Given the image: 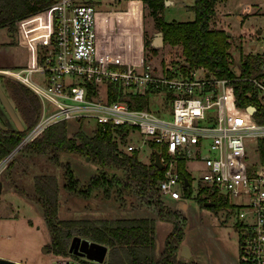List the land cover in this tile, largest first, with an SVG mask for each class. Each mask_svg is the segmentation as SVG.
Listing matches in <instances>:
<instances>
[{
    "label": "built area",
    "instance_id": "2783aa9c",
    "mask_svg": "<svg viewBox=\"0 0 264 264\" xmlns=\"http://www.w3.org/2000/svg\"><path fill=\"white\" fill-rule=\"evenodd\" d=\"M33 15H40L46 23L32 42L35 61L20 71H0L33 90L40 114L22 142L0 160V176L14 151L59 121H95L96 128L102 129L111 124L130 126L160 154L164 173L157 186L161 196L181 199L184 179L180 163H202L198 183L233 206L229 210L234 213L239 252L247 264H264V169H254L247 162V146L253 142L257 148L258 140L264 139V123L257 122L246 107V117L234 112L240 106L228 86L230 80L183 60L159 68L148 59H126L114 53L110 45L100 44L98 9L88 0H50ZM28 17L18 21L20 45H27L20 25ZM258 37L264 38V28ZM261 48L253 54L263 61V75L235 76L251 82L264 104V44ZM34 72L42 75L40 83L30 81ZM111 92L115 99H110ZM158 92L163 93L161 108L170 105L168 115L152 110L149 103L144 108L131 107L127 100L128 95H147L148 100L151 93ZM127 148L130 151L136 146ZM236 195L240 200L232 201ZM51 264L80 262L63 256Z\"/></svg>",
    "mask_w": 264,
    "mask_h": 264
},
{
    "label": "trees",
    "instance_id": "16d2710c",
    "mask_svg": "<svg viewBox=\"0 0 264 264\" xmlns=\"http://www.w3.org/2000/svg\"><path fill=\"white\" fill-rule=\"evenodd\" d=\"M217 0H194L188 9L195 12V19L191 21H165L162 15L163 8L169 0H143L145 7L154 18L155 27L162 31L163 42L171 45L180 44L184 56L183 63L193 67L205 66L213 74L230 80L229 88L236 97L238 106L245 108L255 106L254 119L264 123V104L256 95L253 85L244 79L236 78L227 62L229 48L228 33L218 28L214 6ZM50 4V0H0V30L5 27L14 32L17 22L21 18L31 16ZM256 34V31L253 32ZM153 54H157L155 39L145 40ZM127 55V53H126ZM126 55L123 57L127 59ZM262 59L259 55L249 53L242 57L240 77L262 76ZM5 86L9 87L18 103V112L22 121L27 125L24 131L17 127L6 125L0 116V121L5 129L0 128V160L22 142L26 131L32 127L40 114V103L37 95L28 86L6 77ZM16 81V82H14ZM110 99H115L111 92ZM127 100L131 107L144 108L148 105L147 95L134 97L128 95ZM68 122L65 120L49 125L42 132L28 141L17 150V154L8 163L10 167L17 155L45 154L57 165L63 167L64 188L72 194H79L84 198L93 195L96 189H103L104 197H114L119 202H124L128 195L136 196L140 203L156 212L157 217L163 221H171L172 229L167 233L164 248L159 255L155 254V219L152 217L131 218H79L64 219L59 217L60 189L57 176L43 172L33 177V189L29 193L13 185L16 191L27 194L43 208V220L50 235L49 250L57 256H71L79 259L69 252L71 240L74 236L86 238L92 242L101 243L109 248L103 262L84 260L85 264H199L195 260L181 259L178 250L184 240V226L186 224L177 211H173L163 198L157 186L158 180L163 176L164 170L154 164L155 145L152 147V159L145 163L139 157L137 148L126 153L118 148L114 134H120L122 139L131 128L125 125H107L106 129L96 128L93 135L77 131L69 135ZM259 163L264 165V139L257 142ZM61 152H73L81 156H89L90 162L98 167L96 173L87 182L75 175L68 163L60 161ZM105 168H115L121 174L109 177ZM180 175L187 177L189 183L184 185V190L191 192L190 175L179 165ZM197 201L204 205V201L215 202V210L230 208L224 196L210 192L208 187L200 188ZM205 194V195H204ZM82 259V258H80ZM239 264H247L239 252Z\"/></svg>",
    "mask_w": 264,
    "mask_h": 264
},
{
    "label": "rangeland",
    "instance_id": "374dc122",
    "mask_svg": "<svg viewBox=\"0 0 264 264\" xmlns=\"http://www.w3.org/2000/svg\"><path fill=\"white\" fill-rule=\"evenodd\" d=\"M98 10L108 11L110 8L127 9L130 13V39L129 47L125 42V35L120 33L116 34L112 31L106 34L104 32L105 43L103 46H108V40L113 36L118 53L122 56L126 55L130 59H148L152 64L157 67L162 65L173 66L178 65L184 56L182 53V46L180 44L171 45L168 42H163L162 45L157 47V54H153L151 48L145 45V40L149 38L155 39V34L160 32L154 23V18L149 12L148 8L142 4L141 0H88ZM256 5L255 9L254 6ZM264 0H227L225 4L226 22L225 31L231 32V40L227 50V62L230 69L236 76H239L242 68V57L247 55V52H242V40H239L237 34L240 30V23L237 19V13L248 15L245 18L244 26L249 24L259 23L261 19L252 15H264L263 7ZM162 10L164 20H185L188 18L194 19V12L187 7H184L180 0H176L172 7ZM101 12V11H100ZM222 22V19H221ZM220 22V23H221ZM45 22L40 15H31L21 22L20 33H22V40H29L31 50L33 47V40L42 34V28ZM221 26V24H219ZM17 28L14 32L9 31L6 27L0 30V70L12 69L20 71L26 66L24 61L27 56L26 48L18 44ZM244 51L249 49L250 40L243 43ZM110 46H112L110 44ZM112 48V47H111ZM250 53V52H249ZM248 53V54H249ZM22 67V68H21ZM26 74V70L22 71ZM6 77L10 80H16L14 76L7 72L0 71V85L3 87L4 92L7 94L11 103H13L19 119L22 121V116L18 112V103L13 96L9 87L5 86ZM42 75L34 72L30 77V81L40 83ZM18 81V80H16ZM14 81V82H16ZM19 82V81H18ZM149 104L152 110L160 115H168L170 105L162 107L163 93H151L148 97ZM244 108L240 107L234 109L236 114H241L246 117ZM0 116L6 125L16 127L15 123L11 120L7 110L0 102ZM25 128L27 125L22 121ZM96 129L95 121H80L70 120L67 125L69 135H73L77 131H83L88 135H93ZM114 139L117 141L118 148L126 153H130L128 146L135 145L139 152L140 159L145 163L152 159V147L149 141H145L142 135L139 134L137 129L132 128L126 132V137L122 139L120 134H114ZM247 162L252 168H262L259 166V151L255 143L247 146ZM18 150V149H17ZM14 151L13 155L17 154ZM90 160V159H89ZM82 158L81 155L73 152H61L60 161L68 163L72 171L77 177L84 178L89 175L88 168H95L96 164ZM89 162V163H86ZM191 178V192L182 191L183 198L180 200L172 199L169 197H162L164 204H167L173 211H177L183 218L185 217L186 224L184 226V240L183 244H187L194 251L191 259L198 261L200 264H237L239 260V237L237 231L233 226L234 213L229 208H220L215 210L213 207L200 205L197 201L199 190L203 187L202 183H198V178L203 171V164L194 161L185 162L183 164ZM109 177L113 174H121L115 168H105ZM63 167L54 164L47 155L25 154L17 155L15 161L10 167L4 169L1 173L0 180L2 181V189L0 193V257L8 256V260L19 261L21 264H51L54 259L61 256L51 255L49 250L50 235L47 225L44 223L43 208L27 194L16 191L14 186L24 190V192L34 193L33 177L36 174L43 172L52 173L57 176L58 186L61 189L59 194L61 204L60 218L64 219H79V218H107V211L100 208L89 210L85 209L81 200L82 197H75L68 194L67 190L63 188L64 172ZM98 193V199L104 197L103 189H96L94 193ZM93 193V194H94ZM205 195V194H204ZM128 201H135L136 196L131 193L128 195ZM97 199V200H98ZM232 201L240 200V196L236 195L231 198ZM100 201V200H98ZM132 202V201H131ZM187 203V206L184 205ZM143 204V203H141ZM69 205L71 208L67 209L65 206ZM147 207V206H146ZM155 214V239L160 247L164 248L165 237L172 229L173 223L171 221L160 220L156 212ZM120 216L129 215L126 213L119 214ZM107 247V246H106ZM106 247L104 244L99 243L94 247V259L98 262V257L106 256ZM48 248V249H47ZM105 254V255H104ZM77 256V255H76ZM53 257V258H52ZM80 264H85L84 256H77ZM5 258V257H3ZM82 258V259H80ZM53 260V261H52Z\"/></svg>",
    "mask_w": 264,
    "mask_h": 264
},
{
    "label": "crops",
    "instance_id": "0c3cea01",
    "mask_svg": "<svg viewBox=\"0 0 264 264\" xmlns=\"http://www.w3.org/2000/svg\"><path fill=\"white\" fill-rule=\"evenodd\" d=\"M141 1L143 4V0H141ZM169 2L170 3L165 6L164 10L172 7V5L174 4V2H176V0H169ZM226 2H227V0H217L215 3V6H214V10L216 11L215 18H216L217 26H218V28H221L223 30L225 29V25L223 22L227 23L226 18L224 17L225 14H227V11L224 8ZM180 3L184 7H187V6H191L194 3V0H180ZM255 7H256V5L254 6L253 9H255ZM260 7H263V13H264V5H260ZM248 15H243L241 13H237V19L240 23L239 24L240 30H239V33L237 34V36H239V40H242V43H241L242 44V52H247V54L249 52L255 53V52L260 51L262 49L261 48L262 44H264V38L258 37V35L260 34L261 28H264V15H261V16L252 15L254 17H259L261 19V21L259 23H254V24H249L248 26H244L243 24H244L245 18ZM194 19H195V12H194ZM194 19L188 18L187 21H191ZM221 19H222V22H221ZM98 21H99V34H100L99 39H100V44L102 46H103V43H105V39H104L105 38L104 37L105 31H106V34L109 33V31L110 32L115 31L116 34L117 33L118 34H120V33L124 34L125 33V35L123 36V39L125 38L124 43H126L128 47L130 46L129 45L130 13L128 12L127 9L110 8L108 11L98 10ZM167 21H171V20H167ZM183 21H185V20H183ZM219 24H221V26H219ZM227 24H229V23H227ZM17 25H18V22H17ZM255 31H256V34L253 33ZM231 32L227 31V33L229 35V42L231 40V37H233L231 35ZM155 37H156V34H155ZM113 38L114 37L111 36V38H109V40H108V43H109V45L110 44L112 45L111 46L112 49L114 48L117 50L118 48H116L114 42H112ZM249 40H250L249 49L247 51H244L243 50V48H244L243 43L246 41H249ZM23 42L29 43V40L23 41ZM20 46L23 48H26L27 56L24 60L26 62V64L33 63V61H35V50L33 49V47L31 50V47L28 44L27 45H20ZM81 157L84 158V156H81ZM87 161H86V163H89ZM88 165H87V169H88V171H90V173H89V175L85 176L84 178H81V182H87L89 180V178L92 177L97 172L96 171V169L98 167L97 165L93 169L88 168ZM64 182H65V180H64ZM64 182H63L62 186H64ZM60 192H61V189H60ZM67 192L70 195V197H72V196L82 197L83 200H81L80 202L85 209L93 210V209L100 208L102 210H106L107 211V218H109V219L114 218V217H116V218H131V217L149 218V217H152L155 219V214H154L155 212L151 208H148L144 204H141L137 198H136L137 200H135V201L131 200L132 201L131 202V201H128L129 196H126L125 197L126 200L124 202H119L115 199L114 194L111 195L109 198L102 197L101 199H98L99 195H97L98 194L97 192L94 193L89 198H84L83 196H81L79 194L78 195L72 194L69 191H67ZM182 198H183V196H182ZM97 199L100 201H98ZM61 204H62V201H60L59 214H60V211L62 208ZM184 205L187 206V203H184ZM65 207L67 209L71 208L69 205H66ZM121 213H126L129 215L120 216L119 214H121ZM155 232H156V227H155ZM155 245H156L155 246V254L159 255L163 249L160 247L159 244L156 243ZM108 250H109V248H107L106 256L108 254ZM190 250H191V256L193 257L192 254L194 253V251L191 249V247H190ZM178 252H179V250H178ZM50 253L54 257V255L51 251H50ZM106 256H105V259H106ZM178 256H179V254H178ZM3 257H5L6 259H9L8 256H3ZM53 260H55V259L53 258ZM236 263L239 264V260H237Z\"/></svg>",
    "mask_w": 264,
    "mask_h": 264
},
{
    "label": "water",
    "instance_id": "95a60500",
    "mask_svg": "<svg viewBox=\"0 0 264 264\" xmlns=\"http://www.w3.org/2000/svg\"><path fill=\"white\" fill-rule=\"evenodd\" d=\"M163 43V36H162V31L156 33L155 37V46L158 47L162 45ZM0 102L3 104L5 109L7 110L11 120L15 123V126L18 128L20 131H24V124L23 122L19 119V116L16 112V109L13 105V103L10 102L7 94L4 92L3 87L0 85ZM246 110L249 114H252L253 111L255 110V106H247ZM0 128L5 129V125L0 121ZM154 152V164L159 168L163 169V163L160 160V154L157 152V150L153 149ZM90 157L86 156V160H89ZM184 179V185H187L189 183L187 177H183ZM2 189V181L0 180V193ZM204 205L206 206H214L215 202L212 201H204ZM71 244L69 247V252L74 254V255H81L84 256L83 258L88 259L90 261L96 262L94 259V247L97 246L99 243L92 242L86 238L74 236L71 240ZM106 247V246H105ZM48 249V248H47ZM107 251V247L105 252ZM179 256L183 258H191V250L190 247L187 244H182L179 248L178 252ZM105 255V254H104ZM104 257L100 256L98 257V262H103ZM96 262V263H98ZM0 264H21L19 261H14V260H8L6 258L0 257Z\"/></svg>",
    "mask_w": 264,
    "mask_h": 264
}]
</instances>
